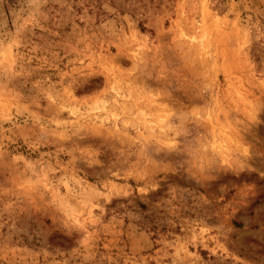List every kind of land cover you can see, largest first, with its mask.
Masks as SVG:
<instances>
[{"label":"rangeland","instance_id":"374dc122","mask_svg":"<svg viewBox=\"0 0 264 264\" xmlns=\"http://www.w3.org/2000/svg\"><path fill=\"white\" fill-rule=\"evenodd\" d=\"M0 264H264V0H0Z\"/></svg>","mask_w":264,"mask_h":264}]
</instances>
